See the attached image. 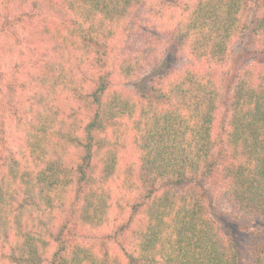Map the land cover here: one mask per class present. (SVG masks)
Segmentation results:
<instances>
[{
  "label": "trees",
  "instance_id": "16d2710c",
  "mask_svg": "<svg viewBox=\"0 0 264 264\" xmlns=\"http://www.w3.org/2000/svg\"><path fill=\"white\" fill-rule=\"evenodd\" d=\"M0 11L32 27L2 46L28 71L0 93V264H264L212 218L264 222V0ZM249 23L259 61L229 74Z\"/></svg>",
  "mask_w": 264,
  "mask_h": 264
},
{
  "label": "rangeland",
  "instance_id": "374dc122",
  "mask_svg": "<svg viewBox=\"0 0 264 264\" xmlns=\"http://www.w3.org/2000/svg\"><path fill=\"white\" fill-rule=\"evenodd\" d=\"M1 12V11H0ZM6 22V21H5ZM10 24H4V13H0V93L4 99L5 95L9 92L8 86H16L21 82L28 69H22L21 61L16 57L17 51L21 48L17 44H13L10 55L12 61H10L8 67L5 66V56L2 46L5 43L12 45V38H6L10 33L15 32L21 35L23 31L28 30L31 25L26 19L23 21L14 22L10 21ZM259 48L256 43V38L252 32V24L249 23L248 27L244 31L242 39L234 46L227 66L225 69L229 74L236 71L238 68H242L245 65L259 61L258 55ZM106 63L109 64L110 58H106ZM17 63V64H16ZM101 60L97 56V64H100ZM15 64V66H14ZM180 66L182 63L177 62ZM100 70L97 68V71ZM148 82V81H147ZM15 88V87H14ZM18 94V91H14V97ZM15 101V100H14ZM218 201V200H217ZM212 218L221 228L223 233L229 238V240L241 251L242 257H250L249 251L252 246V242L257 236H264V222L257 219L241 218L235 216L232 212L228 211L222 205L218 203L212 208Z\"/></svg>",
  "mask_w": 264,
  "mask_h": 264
}]
</instances>
